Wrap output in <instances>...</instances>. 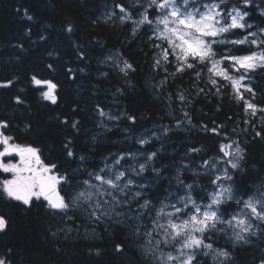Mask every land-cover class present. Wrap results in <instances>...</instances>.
<instances>
[{
  "label": "trees",
  "instance_id": "obj_1",
  "mask_svg": "<svg viewBox=\"0 0 264 264\" xmlns=\"http://www.w3.org/2000/svg\"><path fill=\"white\" fill-rule=\"evenodd\" d=\"M116 4H123L134 19L139 18L137 13L142 9L135 8L134 0H0V83L13 81L10 87H0V120L6 119L10 125L5 134L13 136L15 143L40 149L41 159L46 164H56V171L60 173L72 174L73 169L81 167L98 169L104 157L111 163L116 153L157 152L153 166L161 169V175L156 177L149 169L143 177H135L137 185H148L146 189H134L143 192L139 203L143 204L145 199L152 202V207L143 210V225L150 226L156 204L175 202L169 197L170 192L184 194L175 181L181 162L191 165L190 170H181V179L185 184L199 183L193 196L198 202L203 199L207 203V193L214 188L206 174L197 178L193 170L203 173L198 165L210 156L222 155L218 153L222 143L235 140L245 149L241 162L243 171L233 170L230 174L236 182L234 187L241 194L255 191L264 182V113L246 112L245 101L264 108V69L250 74L255 96L244 92V100L238 99L225 81H220L217 93L208 83L207 68L202 65L173 76L175 61H172L167 65V82L158 87L166 74L153 68L158 50L152 45L160 42L149 40L152 33L147 25L133 36L132 22L121 23ZM246 10L249 12L247 22L254 25L251 31L264 28V0H253ZM113 11L116 15L108 19ZM69 24L73 26L72 33L65 31ZM244 34L237 30L235 35L226 38L240 39ZM76 45L82 46L85 59L77 58ZM215 50L218 56L228 51L245 55L255 48L222 45ZM49 52L58 55L49 56ZM115 53L131 63L135 71L125 77L111 64L100 62ZM49 64L51 69L47 67ZM161 65L164 66L163 61ZM224 67L229 66L225 63ZM68 68L75 72V79L70 78ZM81 68L83 72L78 71ZM195 71H201L199 80L195 78ZM32 75L57 84L56 104L41 97L40 93L46 89L31 84ZM199 88H203L204 93L197 95ZM181 92L190 103H181L178 98ZM17 95L24 104L15 103ZM97 104L120 119L109 121L100 117ZM184 112L188 113L190 124ZM129 116L135 117L134 123L127 118ZM65 118L67 124L62 123ZM74 120L79 121L78 130L71 127ZM177 120L183 123L176 126ZM202 125H207L208 129L217 125L224 128L217 136ZM163 127L170 129L167 135L153 138L143 146L136 143L142 133L150 135L155 130L159 134ZM257 132L261 136H256ZM69 140L72 157L67 156L68 149L64 147ZM195 147L202 151L188 153V149ZM80 155L88 158L83 165ZM142 162L143 157H138L135 163ZM126 163L130 165L133 161ZM9 177L0 169V181ZM75 178L87 177L77 173ZM124 209L129 210L130 216L141 211L135 201ZM234 209L235 205L228 209L229 213ZM0 216L8 222L0 231V258H4L6 264H154L141 253L139 245L143 240L132 234V221L93 224L78 218L76 224L68 220L62 222L43 198H34L31 205H25L8 198L2 189ZM66 227L74 230L58 232L55 237L51 234ZM213 241L214 247L230 252L225 264H261L264 261V234L252 237L248 244L235 246L226 242L223 234H216L208 242ZM117 245L122 251L116 250ZM165 249L175 254L172 247ZM200 264L218 262L208 255L200 257Z\"/></svg>",
  "mask_w": 264,
  "mask_h": 264
},
{
  "label": "snow or ice",
  "instance_id": "obj_2",
  "mask_svg": "<svg viewBox=\"0 0 264 264\" xmlns=\"http://www.w3.org/2000/svg\"><path fill=\"white\" fill-rule=\"evenodd\" d=\"M252 3L253 0H211L209 3H201L200 0H134L135 8L142 9L137 13L138 19H134L132 12L123 4H116L115 9L121 14L119 16L121 23L132 22L133 36L147 25L152 33L149 40L160 42H153L152 45L158 50L153 68L162 70L166 74L158 87L167 82V65L172 61H175L173 76L188 69L195 70L197 65H202L207 68L208 83L217 93L220 92V81H225L236 97L244 100V92L255 96L250 74L257 69H264V28L251 31L254 25L247 22L249 12L246 9ZM114 15H116L115 11L109 13L108 19ZM237 30L245 32L242 38H226L228 35H235ZM65 31L72 33L73 26L69 24ZM162 44L166 46L162 47ZM222 45L249 46V49L255 48V51L249 50L245 55H234L228 51L218 56L215 49ZM81 47L76 45L77 58L83 60L85 52L81 51ZM48 55L53 56L58 53L49 52ZM100 62L111 64L125 77L129 72L135 71L133 65L122 59L119 53L108 55ZM225 63L229 67H224ZM47 67L51 69L52 65L49 64ZM66 71L70 78L75 79L73 69L68 68ZM78 71L83 72L84 69ZM200 77L201 71H195V78L199 80ZM30 83L46 89L40 93L44 100L52 104L57 103L58 97L55 94L57 84L51 80L40 79L36 75L31 76ZM12 84L13 81L8 80L0 83V87H10ZM117 91L119 92L120 89ZM201 93H204L203 88H199L196 94ZM178 98L181 103H190L182 92L178 94ZM14 101L17 105L25 103L19 95L14 97ZM96 111L100 117L109 121L120 119L119 116L105 112L98 104ZM245 111H251L252 115H256L257 112L264 113V108L258 107L251 101H245ZM183 115L188 118L187 112ZM127 118L135 122V117ZM62 123L67 124V118ZM100 123L107 128L103 121ZM182 123L177 120L176 126ZM188 123H191L190 118ZM78 124L79 121L74 120L71 127L77 129ZM9 127L8 120H0V146L3 148L0 151V169L13 174L12 178L0 181V189L8 198L22 201L25 205H31L34 198L35 200L43 198L54 215L59 216L62 222L68 220L72 224H76L78 218L93 224L101 222L125 224L132 221V234L138 240H143L139 245L141 253L146 258H150L154 264H200V257L208 255H211L218 264H225L231 254L226 248L214 247L215 241L208 242L213 236L223 234L226 242L230 241L235 246L248 244L252 237L264 234V182L257 186L255 191L241 194L240 190L234 187L236 182L230 174L233 170L243 171L241 162L245 158V149L238 141L220 144L218 153L222 155L210 156L198 165L199 168H203V173L193 170V176L197 178L206 174L210 185L214 188L207 193V203L203 199L198 202L193 196L194 190L200 187L199 183L185 184L181 179L183 174L181 170L191 169V165L181 162L177 167L175 181L184 194L170 192L169 197L175 202L161 201L148 226L143 225L142 214L143 210L152 207V202L145 199L143 204H140L139 200L143 198V192L134 190L146 189L148 185H137L135 177H143L149 169L156 174V177L161 175V169L153 166L157 152L145 154L137 150V152L116 153L111 163H108V157H104L98 169L88 170L81 167L73 169L72 174L60 173L56 171V164H46L41 159L40 149L15 143L13 136L6 135ZM202 128L219 136L224 126L217 125L208 129L207 125H202ZM169 130L168 127H163L159 134L155 130H152L150 135L142 133L136 138V143L141 146L149 144L153 138L160 139L161 136L167 135ZM255 135L261 136L259 132ZM225 138H227L226 133ZM70 144L69 140L64 147L68 149L67 156L72 157L74 153L69 147ZM201 151L199 147L188 149V153ZM14 153L19 156V160L16 163L11 161L5 163L3 158ZM138 157H143L144 162L135 163ZM87 159L85 155H80V164L83 165ZM128 160L133 163L127 164ZM77 173L87 178L77 180L75 178ZM133 201L137 203L140 212L130 216L118 211ZM233 205L235 209L229 213L228 209ZM69 212L73 215L69 216ZM7 223L5 217L0 216V231L6 228ZM73 230L72 227L58 228L51 234L55 237L58 232ZM169 246L175 251V255L173 251L164 250ZM116 250L122 251L121 246L117 245ZM0 264H6L4 258H0ZM261 264H264V261Z\"/></svg>",
  "mask_w": 264,
  "mask_h": 264
},
{
  "label": "flooded vegetation",
  "instance_id": "obj_3",
  "mask_svg": "<svg viewBox=\"0 0 264 264\" xmlns=\"http://www.w3.org/2000/svg\"><path fill=\"white\" fill-rule=\"evenodd\" d=\"M2 150H3V148H2V146H0V151H2ZM3 159L6 160L5 163H8L9 161H11L12 163H16L19 160V156L14 153V154H12L10 156H7V157H5Z\"/></svg>",
  "mask_w": 264,
  "mask_h": 264
},
{
  "label": "rangeland",
  "instance_id": "obj_4",
  "mask_svg": "<svg viewBox=\"0 0 264 264\" xmlns=\"http://www.w3.org/2000/svg\"><path fill=\"white\" fill-rule=\"evenodd\" d=\"M4 162H6V160L4 159ZM9 175H10V177L8 178V179H10V178H12V173H8ZM159 205H160V203L159 204H156L155 205V211H156V209L159 207ZM168 211H170L171 209H167ZM118 211H123V212H125L126 214H129V210H126V209H118ZM155 216V215H154ZM154 216H152V217H154ZM164 250L165 251H172L171 249H165L164 248ZM173 254H174V252H173ZM175 255V254H174Z\"/></svg>",
  "mask_w": 264,
  "mask_h": 264
}]
</instances>
